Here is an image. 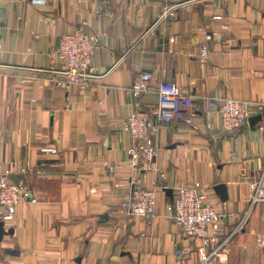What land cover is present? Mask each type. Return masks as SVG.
<instances>
[{
    "label": "crops",
    "instance_id": "crops-1",
    "mask_svg": "<svg viewBox=\"0 0 264 264\" xmlns=\"http://www.w3.org/2000/svg\"><path fill=\"white\" fill-rule=\"evenodd\" d=\"M83 21L101 36L99 76L87 89L64 88L48 53ZM205 42L210 56L200 63ZM0 45V171L13 167L11 180L24 177L36 197L0 230V264H197L196 251L177 255L198 242L169 209L179 186L197 182L223 214L220 238L233 232L264 172V112L230 137L218 112L207 127L206 111L217 93L264 102V0H0ZM141 72L152 90L134 97ZM166 81L193 96L195 126L160 132L155 169L136 171L123 124L156 106ZM52 144L57 154L41 151ZM134 186L157 188L151 220L118 211ZM259 237L264 202L225 246L228 264H264Z\"/></svg>",
    "mask_w": 264,
    "mask_h": 264
},
{
    "label": "built area",
    "instance_id": "built-area-1",
    "mask_svg": "<svg viewBox=\"0 0 264 264\" xmlns=\"http://www.w3.org/2000/svg\"><path fill=\"white\" fill-rule=\"evenodd\" d=\"M44 4L48 0H33ZM180 4L173 6L165 12L166 15H175ZM220 18V17H218ZM83 21L72 33L64 34L48 57L55 64L56 71L66 77L59 82L60 86L70 88L79 85L83 90L91 84V80L99 76L93 71L92 60L95 51L102 46L101 36L98 33L88 34ZM207 40L211 35L207 34ZM1 49V45H0ZM210 56V47L203 43L199 62L206 63ZM152 90L151 75L149 72L139 73L131 87V94L139 97ZM159 101L156 106H149L136 110L130 114L124 124L123 130L130 134L132 143L128 148L129 165L136 171L147 172L154 170L157 156L156 136L170 126L184 124L195 126L196 105L193 96L186 94L171 81L162 82L158 87ZM212 106L206 111L207 127L212 129V119L216 112L221 119L220 130L230 137L237 135L242 128L250 123L252 116L264 112V102L257 100H238L225 97L221 93L212 97ZM44 153L57 154L59 149L56 144L41 148ZM15 172L13 167L0 171V222L3 225L11 224L17 218V209L22 201H36L32 188L24 177L17 181L11 180ZM19 172L25 174L26 168ZM37 173H42L40 170ZM249 206L242 215L239 223L231 234L224 239L220 238L221 230L218 221L223 217L211 196L205 192L202 184L197 182L192 187L179 186L177 196L169 209L176 225L193 246L187 244L176 251L182 258L196 251L197 264H228L225 246L230 239L247 223L253 207L264 202V172L262 176L250 184ZM157 188H144L134 186L120 204L119 212H126L132 217L151 220L155 216ZM261 243L264 238L259 237ZM195 247V248H194Z\"/></svg>",
    "mask_w": 264,
    "mask_h": 264
},
{
    "label": "water",
    "instance_id": "water-1",
    "mask_svg": "<svg viewBox=\"0 0 264 264\" xmlns=\"http://www.w3.org/2000/svg\"><path fill=\"white\" fill-rule=\"evenodd\" d=\"M260 119H261V115H260V114L255 115V116H252V117L250 118V123H251L252 125H254V124L257 123ZM216 188H217V189H221L222 186H221V185H218V186H216ZM222 197H223V194H222ZM2 227H3V223L0 222V230L2 229Z\"/></svg>",
    "mask_w": 264,
    "mask_h": 264
}]
</instances>
